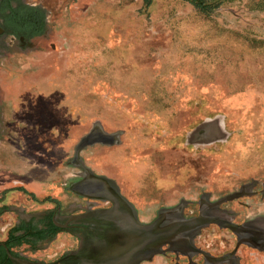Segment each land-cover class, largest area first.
<instances>
[{"label":"rangeland","instance_id":"1","mask_svg":"<svg viewBox=\"0 0 264 264\" xmlns=\"http://www.w3.org/2000/svg\"><path fill=\"white\" fill-rule=\"evenodd\" d=\"M207 1L219 5L204 15L185 0H21L45 11L47 32L37 50L14 44L0 59V170L26 165L23 132L22 152L43 148V161L70 167L97 122L119 144L79 157L140 209L264 183V13L250 0ZM215 119L221 134L187 143ZM245 202L264 217V199Z\"/></svg>","mask_w":264,"mask_h":264},{"label":"flooded vegetation","instance_id":"2","mask_svg":"<svg viewBox=\"0 0 264 264\" xmlns=\"http://www.w3.org/2000/svg\"><path fill=\"white\" fill-rule=\"evenodd\" d=\"M18 1L20 5L31 7ZM17 4L12 1V8H17ZM32 7L40 9V6ZM23 27L19 25V33L14 34L0 16V43L4 54L0 59L8 55L14 44L20 50H37L36 44L42 42L38 40L47 32L46 16L39 34L32 28ZM49 48L55 49L51 44ZM25 92L26 89L21 94ZM35 92L34 95L39 93ZM52 97L53 106L60 97L58 93ZM49 102L43 103L48 109L51 108ZM28 104L32 110H38L37 102ZM49 111L57 113L56 108ZM222 132L219 120H209L202 128L196 126L189 132L187 143H194L200 136ZM2 135L4 130H0V147ZM21 137L25 144L24 132ZM24 144L16 149L23 160H27L18 174L0 170V264H264V217L247 214L250 207L245 202L264 199L263 181L251 179L224 196L212 198L204 192L197 200L179 199L176 204L158 205L150 211L140 209L112 179L90 169L93 176H102L114 183L120 200L112 202L109 198L104 199L105 196L97 198L91 191L87 195L83 190L82 186L87 185L88 168L79 154L94 145H107L87 146L77 156L73 152L71 166L61 168V162L53 166L42 160L46 153L43 148L41 152L31 154L22 152ZM0 162H3L2 156ZM47 182L53 186H46L50 185ZM113 209L124 219L123 224L93 215V212L105 213ZM175 214L178 220L192 221L198 227L179 233L177 240H163L151 254L132 255L129 248L135 242L130 230V216L140 224L149 225L162 215L174 218Z\"/></svg>","mask_w":264,"mask_h":264},{"label":"water","instance_id":"3","mask_svg":"<svg viewBox=\"0 0 264 264\" xmlns=\"http://www.w3.org/2000/svg\"><path fill=\"white\" fill-rule=\"evenodd\" d=\"M119 136V132L111 134L104 132L101 125L96 122L90 131L76 144L74 148L75 155L77 156L82 149L94 144L99 143L107 146L119 144ZM86 172L87 173L85 177L87 179V185L82 187L83 190L87 191V195L88 193L92 192V194H95L94 196L97 198L105 196L103 197L104 199L109 198L112 202L120 200L117 189H114V183L112 181H109L102 176L97 177L94 175V177L93 173L89 169H87ZM93 215L94 217L103 216V219L111 221L116 220L120 224H123L122 221L124 220L117 216L119 213L115 209L105 213L93 212ZM169 216L170 215H162L158 220L149 225L140 224L134 219L133 216L129 217L131 224V235L135 242L134 244L130 245L131 247L129 248L132 255L135 254L137 257L138 255H141V253L147 252L148 254H151L154 252L156 247L159 246V243L163 242V240H177L179 233L194 230L195 227H198V225L196 226V223L192 221L188 222L182 219L178 220L176 214L174 218ZM126 256H128V253Z\"/></svg>","mask_w":264,"mask_h":264},{"label":"trees","instance_id":"4","mask_svg":"<svg viewBox=\"0 0 264 264\" xmlns=\"http://www.w3.org/2000/svg\"><path fill=\"white\" fill-rule=\"evenodd\" d=\"M12 1L17 2L18 7L12 8ZM146 8L150 7L153 0H142ZM190 3L193 8L204 15L211 13L219 3H211L207 0H185ZM0 16L3 19V24L12 33H19V25H24L25 28H32L35 34H39L43 30L44 13L38 8L20 5L18 0H1ZM252 6L257 11L264 13V0H250ZM6 12H9L6 14ZM33 34V33H32Z\"/></svg>","mask_w":264,"mask_h":264}]
</instances>
